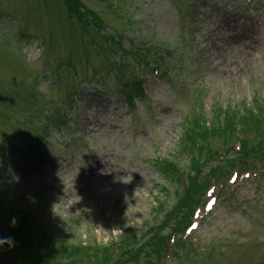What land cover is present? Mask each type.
I'll use <instances>...</instances> for the list:
<instances>
[{"label": "rangeland", "instance_id": "374dc122", "mask_svg": "<svg viewBox=\"0 0 264 264\" xmlns=\"http://www.w3.org/2000/svg\"><path fill=\"white\" fill-rule=\"evenodd\" d=\"M81 1L85 24L63 0H0V228L20 227L17 264H264L261 157L213 180L186 230L167 223L193 154L240 155L197 129L264 107V0ZM163 224L166 257L137 252Z\"/></svg>", "mask_w": 264, "mask_h": 264}, {"label": "trees", "instance_id": "16d2710c", "mask_svg": "<svg viewBox=\"0 0 264 264\" xmlns=\"http://www.w3.org/2000/svg\"><path fill=\"white\" fill-rule=\"evenodd\" d=\"M66 5L67 14L69 17L78 20L80 23L85 24V19L88 16L83 11V3L81 0H63ZM89 15H93L95 19V23L98 25H102L101 18L96 13L89 12ZM77 21V22H78ZM157 69V67H156ZM155 70V67H154ZM142 91L141 89H139ZM129 95H132L131 92ZM260 111H257L255 108H247L243 112L237 111H227L226 115L224 116L223 121L220 120L217 124L213 122L210 126H202L197 129V133L201 137H208L209 135L214 136H223L226 137L227 143H232L229 150H236L235 143L239 142V147L236 152H238L239 158L238 159H228L225 161L226 164L224 165H217L214 162V155H220L219 152H212L211 155L207 156L206 158H200L198 155L193 154L192 160V171L194 174L190 175L188 178L190 180V187L187 191V196L185 198V212L182 214H177L176 216L174 213L168 214L167 223L170 224L174 217L177 218V221L174 225H172L173 232L177 233L181 230H186L188 227H185L183 224H189L191 221V216L193 215V211L195 208V204L201 201L202 196L208 193L209 188L211 187L212 181L221 179L222 176H226L229 174H234V170L237 169L238 163L242 168L248 167L255 163V158L261 157L264 160V107L259 106ZM51 127L53 125L51 124ZM50 127L48 128V130ZM196 130V128L194 129ZM251 130H254L261 136L260 141L255 143L253 142L250 137L249 133ZM40 139H44L45 137L40 136ZM188 143L192 145V147H197L200 152L205 148L201 141L197 139V136L189 134ZM206 159V160H205ZM167 165L170 164L175 168V164L169 163V160H165ZM254 161V162H253ZM169 165V167H171ZM237 172V171H235ZM238 173V172H237ZM239 174V173H238ZM235 175V174H234ZM193 197V199L188 200V198ZM181 210V209H180ZM179 210V211H180ZM179 213V212H178ZM183 216V217H182ZM186 219V220H185ZM189 220V221H188ZM161 227V228H160ZM156 227H151L148 231L152 232L150 238L145 241V245L140 248L137 252H141L143 249L149 251V254L153 253L159 260H162L166 257V254L169 253V242L171 237L173 236L171 233H165V224ZM20 227H15L8 229L9 232H4L3 229L0 228V257H2L10 253V259H7L5 264H17L20 261L21 256V248H17L16 250L12 251L11 240L13 241L15 237L19 234ZM163 229V232H162ZM184 232V231H183ZM26 233H29L28 231ZM177 244H181L176 242ZM176 253V252H175ZM139 254V253H138ZM135 254L132 257H136ZM137 258V257H136ZM76 262V259H73ZM71 261L66 264H70ZM61 264H65V262H61ZM164 264V263H163Z\"/></svg>", "mask_w": 264, "mask_h": 264}, {"label": "clouds", "instance_id": "9594fccd", "mask_svg": "<svg viewBox=\"0 0 264 264\" xmlns=\"http://www.w3.org/2000/svg\"><path fill=\"white\" fill-rule=\"evenodd\" d=\"M13 223H15V221H13Z\"/></svg>", "mask_w": 264, "mask_h": 264}]
</instances>
